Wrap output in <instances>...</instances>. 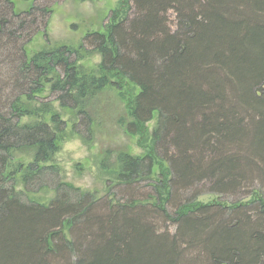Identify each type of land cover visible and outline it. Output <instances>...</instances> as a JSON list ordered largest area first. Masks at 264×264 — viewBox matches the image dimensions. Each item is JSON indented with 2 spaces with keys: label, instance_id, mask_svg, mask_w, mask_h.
<instances>
[{
  "label": "trees",
  "instance_id": "1",
  "mask_svg": "<svg viewBox=\"0 0 264 264\" xmlns=\"http://www.w3.org/2000/svg\"><path fill=\"white\" fill-rule=\"evenodd\" d=\"M13 2L0 0V264H264V0H129L80 49L31 58L52 11ZM82 52L98 74L80 72ZM118 80L137 89L125 131L142 149L116 156L105 184L119 199L59 182L41 204L60 172L58 111L91 140L87 103Z\"/></svg>",
  "mask_w": 264,
  "mask_h": 264
},
{
  "label": "rangeland",
  "instance_id": "2",
  "mask_svg": "<svg viewBox=\"0 0 264 264\" xmlns=\"http://www.w3.org/2000/svg\"><path fill=\"white\" fill-rule=\"evenodd\" d=\"M129 0H14L15 12L20 15L28 12L32 6L49 8L52 11L48 27L45 29L46 20L41 24L39 33L32 37L26 45L29 58L35 53L59 46H68L80 49L83 38L88 33H104L105 25L113 11L127 5ZM38 16V15H37ZM30 40V39H29ZM49 42V43H48ZM82 61L79 62L81 73L92 76L98 71L100 57L95 52H82ZM98 74V73H97ZM118 85H110L90 98L87 103L88 112L91 114L94 125V136L86 140L84 136L72 132L76 118L73 112L60 109L63 119L67 124V133L60 144V150L55 156L54 165L58 166L59 177L45 179L46 188L34 195L41 204L49 203L55 196V185L63 182L73 189L93 194L96 199L111 200L119 195L112 190H106L108 174L115 168L116 156L119 152H129L141 155L142 149L137 145V139L129 136L125 131V123L129 122V111L137 89L123 80L117 81ZM59 104H55L58 107ZM49 118H47V121ZM155 121L150 123L146 131H152ZM29 157L18 156L16 161L28 162ZM104 164L111 170L100 169ZM19 177H17V180ZM142 197L147 198L149 187L142 185ZM22 187L17 186L20 192ZM123 189V187H122ZM202 190L201 193H205ZM109 194V195H108ZM140 197V198H142ZM192 197V193L180 194V199ZM217 197L204 194L198 200L204 204L215 201ZM171 210V208H169Z\"/></svg>",
  "mask_w": 264,
  "mask_h": 264
}]
</instances>
